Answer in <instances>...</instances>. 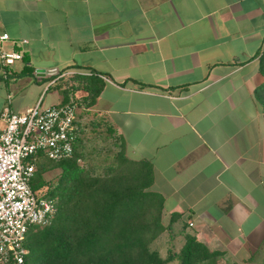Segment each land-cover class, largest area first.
<instances>
[{
    "label": "crops",
    "instance_id": "crops-1",
    "mask_svg": "<svg viewBox=\"0 0 264 264\" xmlns=\"http://www.w3.org/2000/svg\"><path fill=\"white\" fill-rule=\"evenodd\" d=\"M5 32L27 42L0 112L9 94L16 112L75 98L81 127L87 112L113 126L154 167L162 257L190 233L222 259H264V0H0ZM86 77L102 86L89 106Z\"/></svg>",
    "mask_w": 264,
    "mask_h": 264
},
{
    "label": "trees",
    "instance_id": "trees-1",
    "mask_svg": "<svg viewBox=\"0 0 264 264\" xmlns=\"http://www.w3.org/2000/svg\"><path fill=\"white\" fill-rule=\"evenodd\" d=\"M30 69L26 65L23 72ZM260 69L264 75V51ZM85 82L88 94L82 99L88 106L93 105L102 86L89 85L90 77ZM70 90H64L67 99ZM257 97L264 106V84L257 89ZM101 123L93 121L92 126ZM84 129L81 127L71 157L55 161L40 155L37 160L31 181L34 191L40 192L48 185L47 171L60 168L61 174L53 188L41 193L55 201L57 213L49 225L29 231L27 264H218L225 253L211 250L190 233L185 234L179 252L162 257L153 245L166 230L165 197L152 188V163L131 159L125 141L109 124L104 140L110 138L111 147L105 157L98 159L95 150H88L84 143Z\"/></svg>",
    "mask_w": 264,
    "mask_h": 264
},
{
    "label": "built area",
    "instance_id": "built-area-1",
    "mask_svg": "<svg viewBox=\"0 0 264 264\" xmlns=\"http://www.w3.org/2000/svg\"><path fill=\"white\" fill-rule=\"evenodd\" d=\"M17 48L9 50L7 43ZM27 40H13L0 34V78H16L15 65L23 61ZM55 80L79 73L57 71ZM55 80L51 84L55 83ZM8 104L0 112V264H27L26 239L34 227L49 225L57 213L53 199L34 191L31 181L40 155L59 161L71 157L80 135L79 103L44 104L41 98L24 112ZM193 223H191L192 225Z\"/></svg>",
    "mask_w": 264,
    "mask_h": 264
},
{
    "label": "rangeland",
    "instance_id": "rangeland-1",
    "mask_svg": "<svg viewBox=\"0 0 264 264\" xmlns=\"http://www.w3.org/2000/svg\"><path fill=\"white\" fill-rule=\"evenodd\" d=\"M71 87V86H69ZM87 112V111H85ZM83 118V124H85L84 132L82 133V136L84 138V143L87 145L88 150L92 151L95 150V157L98 159H101L106 156L107 149L111 147V141L110 138L108 140H104L105 134H106V123L103 121L100 126H92L93 120L91 119V122L88 118V112L84 114ZM102 121V120H101ZM95 122L98 123V120ZM113 140V139H112ZM115 150V148H113ZM81 164L85 165L86 162L81 160ZM61 174V169L56 168L53 170H49L45 173L46 177L49 179V183L47 186L43 187V190L40 191V193H45L47 189L53 188L59 181ZM264 259L254 260L251 262H248L247 264H262ZM243 263V262H238ZM169 264H178L177 261H171ZM218 264H234V262L230 260L220 259ZM245 264V262L243 263Z\"/></svg>",
    "mask_w": 264,
    "mask_h": 264
}]
</instances>
